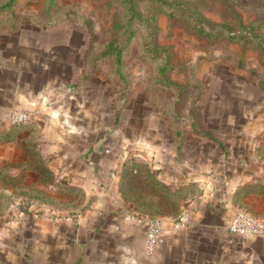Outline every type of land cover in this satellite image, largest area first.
I'll return each instance as SVG.
<instances>
[{"label":"rangeland","instance_id":"obj_1","mask_svg":"<svg viewBox=\"0 0 264 264\" xmlns=\"http://www.w3.org/2000/svg\"><path fill=\"white\" fill-rule=\"evenodd\" d=\"M129 1L134 15L126 0H0V34L80 56L83 92L111 114L119 174L134 164L133 183L150 194L141 209L149 214L159 203L157 217L176 221L188 197L205 203L228 183L264 180V0ZM170 158L175 168L185 161L192 178L176 200L150 191L137 164L167 187L152 168ZM1 181L0 264H75L73 222L63 224V248L41 239L55 213L40 219L30 204L38 193L8 191ZM23 230L34 234L24 240ZM143 253L130 254L129 264H153Z\"/></svg>","mask_w":264,"mask_h":264},{"label":"crops","instance_id":"obj_2","mask_svg":"<svg viewBox=\"0 0 264 264\" xmlns=\"http://www.w3.org/2000/svg\"><path fill=\"white\" fill-rule=\"evenodd\" d=\"M1 35L0 136L7 133L9 138L0 140V186L6 178L8 191L38 193L30 201L31 210L39 208L38 216L46 222V214L56 215L50 216L54 230L41 227L38 234L50 237L55 246L64 247L63 224L73 222L75 264H129L130 254L143 253L144 227L136 223L131 204L119 191L120 160L114 151L120 145L113 137L111 114L105 118L99 99L79 84L80 56ZM14 109L33 112V119L11 125L7 115ZM39 160L44 168L37 165ZM162 161L154 162L153 172L168 188L186 191L192 180L186 162L175 168L173 159L161 166ZM251 184L256 186L251 189ZM222 191L221 198L205 203L188 197L182 207L189 220L180 227L172 217H161L153 264H264V239L228 230L239 205L264 218V180H237ZM34 213L30 220L37 217ZM33 234L23 230L21 236L25 240Z\"/></svg>","mask_w":264,"mask_h":264},{"label":"built area","instance_id":"obj_3","mask_svg":"<svg viewBox=\"0 0 264 264\" xmlns=\"http://www.w3.org/2000/svg\"><path fill=\"white\" fill-rule=\"evenodd\" d=\"M33 116L34 113L31 111L14 109L8 113L7 118L11 125H19L30 122ZM111 176L114 177V174H111ZM188 220V214L182 213L178 216L174 226L180 227L186 224ZM135 221L137 224L144 227L142 250L144 254L150 255L157 246L158 236L161 234L163 228L162 219L159 217L142 218L135 216ZM228 230L242 237L257 236L264 239V218L253 214L248 209L237 208L230 219Z\"/></svg>","mask_w":264,"mask_h":264},{"label":"trees","instance_id":"obj_4","mask_svg":"<svg viewBox=\"0 0 264 264\" xmlns=\"http://www.w3.org/2000/svg\"><path fill=\"white\" fill-rule=\"evenodd\" d=\"M9 1H12V0H9ZM126 1H127V8L129 9V12L132 15H134V9H133L132 2H130L129 0H126ZM208 36H215V34H214V32H209ZM21 125L22 124H19V126H21ZM8 138H9V134H7V133L0 136V140H2V141L6 140ZM40 164L43 167V162L41 160L38 161L37 165H40ZM137 164L139 165L140 168H142L145 171L143 176L147 180L146 183L152 184L153 188H151L150 191L152 189H154L156 196H158V197L163 196V197H165L167 199L169 198L171 200H176L174 197L175 195H177L180 198H181V196L184 197V193H185L184 189H180V191L179 190L178 191L169 190L166 186L161 184V182H159L158 179H156L154 174L151 173L145 165L140 164V163H137ZM131 166H134V164L125 163L123 165V169L121 170L120 174L118 175V188H119V191L121 192V195L131 205L133 204L134 207H137V212H139L138 214H140V215H137L138 217H142V218L157 217V215H156L158 213L157 210L160 209V207H161L159 203L151 202V204L153 205V210L149 214L141 209V207L144 204L143 202H145L144 200L150 199L148 196L150 194H146L145 192H142L140 190V188H138L133 183L134 178L138 177L139 173H138V170H136V169L132 170ZM21 185L22 184H20V187H23ZM254 186H256V185L251 184V189L254 188ZM256 188H258V187H256ZM148 202H149V200H148Z\"/></svg>","mask_w":264,"mask_h":264}]
</instances>
